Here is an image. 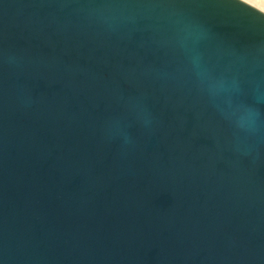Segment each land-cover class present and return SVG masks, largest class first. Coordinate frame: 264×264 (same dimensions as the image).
<instances>
[{
  "label": "water",
  "instance_id": "95a60500",
  "mask_svg": "<svg viewBox=\"0 0 264 264\" xmlns=\"http://www.w3.org/2000/svg\"><path fill=\"white\" fill-rule=\"evenodd\" d=\"M0 264H264V11L0 0Z\"/></svg>",
  "mask_w": 264,
  "mask_h": 264
},
{
  "label": "bare ground",
  "instance_id": "6f19581e",
  "mask_svg": "<svg viewBox=\"0 0 264 264\" xmlns=\"http://www.w3.org/2000/svg\"><path fill=\"white\" fill-rule=\"evenodd\" d=\"M243 1H245V2H247V3H249V4H251V5H253V6L259 8L260 10L264 11V8H263V7H261L260 5H258L257 3H255V2L252 1V0H243Z\"/></svg>",
  "mask_w": 264,
  "mask_h": 264
},
{
  "label": "rangeland",
  "instance_id": "374dc122",
  "mask_svg": "<svg viewBox=\"0 0 264 264\" xmlns=\"http://www.w3.org/2000/svg\"><path fill=\"white\" fill-rule=\"evenodd\" d=\"M252 1H254L255 3H257L258 5L264 8V0H252Z\"/></svg>",
  "mask_w": 264,
  "mask_h": 264
}]
</instances>
